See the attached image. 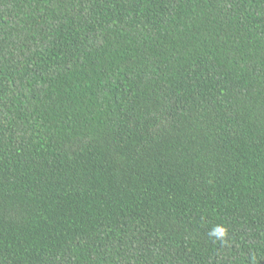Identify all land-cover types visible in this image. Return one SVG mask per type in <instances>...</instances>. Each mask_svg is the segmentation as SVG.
<instances>
[{"label": "trees", "instance_id": "obj_1", "mask_svg": "<svg viewBox=\"0 0 264 264\" xmlns=\"http://www.w3.org/2000/svg\"><path fill=\"white\" fill-rule=\"evenodd\" d=\"M0 264H264V0H0Z\"/></svg>", "mask_w": 264, "mask_h": 264}, {"label": "clouds", "instance_id": "obj_2", "mask_svg": "<svg viewBox=\"0 0 264 264\" xmlns=\"http://www.w3.org/2000/svg\"><path fill=\"white\" fill-rule=\"evenodd\" d=\"M209 236L222 243H227L228 229L223 225H217L209 232Z\"/></svg>", "mask_w": 264, "mask_h": 264}]
</instances>
